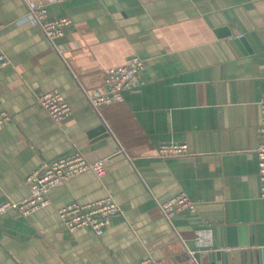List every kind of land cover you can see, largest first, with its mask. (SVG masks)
Returning a JSON list of instances; mask_svg holds the SVG:
<instances>
[{"label":"crops","instance_id":"crops-1","mask_svg":"<svg viewBox=\"0 0 264 264\" xmlns=\"http://www.w3.org/2000/svg\"><path fill=\"white\" fill-rule=\"evenodd\" d=\"M28 1L72 22L52 43L26 18ZM0 201L28 196V173L75 148L106 158L49 191L50 202L0 221V264H264L258 158L264 92V0H0ZM242 34V36H239ZM143 59L122 101L93 108L106 69ZM71 107L53 120L36 95ZM162 143L190 155L159 158ZM185 192L196 211L169 221L157 202ZM111 195L123 209L98 236L68 232L57 210ZM209 234L197 242V229Z\"/></svg>","mask_w":264,"mask_h":264},{"label":"built area","instance_id":"built-area-1","mask_svg":"<svg viewBox=\"0 0 264 264\" xmlns=\"http://www.w3.org/2000/svg\"><path fill=\"white\" fill-rule=\"evenodd\" d=\"M26 18L37 24L46 38L56 44L63 37L66 28L72 20L68 16L52 18L48 16L45 5L35 1H28ZM0 21V29L3 27ZM239 36H242L240 34ZM9 64L8 58L0 53V69ZM144 62L138 55H132L125 62L106 69V77L102 90L88 95L93 108L103 104L123 100V92L136 85ZM37 103L55 121H61L71 113V107L65 100L63 94L57 90H51L36 95ZM261 118L257 131L259 142L256 148L258 158V175L260 179L259 194L264 198V92L260 100ZM11 120V115L0 110V126ZM188 147L184 143H162L158 146L156 156L159 158L182 157L190 155ZM106 158L89 160L83 151L75 148L71 152L50 161H42L36 168L31 170L25 180L29 187L27 197L15 201L3 199L0 201V221L4 213L9 210L18 211L27 216L32 212L45 207L50 202L49 191L66 180L84 171H92L96 176L104 173ZM161 213L169 221L179 212L186 210L190 213L196 211V204L185 192L157 202ZM58 216L65 229L72 233L79 228H90L96 235L100 236L110 218L122 215L123 209L111 195H105L94 201L81 203L71 201L57 210ZM209 229H197V242H201L208 234ZM135 264H163L161 260L147 256Z\"/></svg>","mask_w":264,"mask_h":264}]
</instances>
